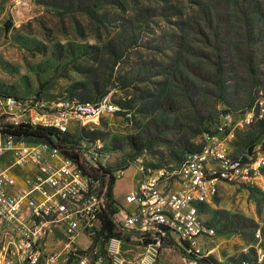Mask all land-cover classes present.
<instances>
[{"label": "rangeland", "instance_id": "obj_1", "mask_svg": "<svg viewBox=\"0 0 264 264\" xmlns=\"http://www.w3.org/2000/svg\"><path fill=\"white\" fill-rule=\"evenodd\" d=\"M0 93L111 99L115 111L74 122L68 135L120 180L119 212L133 211L127 197L140 168L173 170L219 131L224 115L239 121L264 107V0H0ZM263 121L236 127L235 156L264 157ZM13 162L11 154L0 158V171ZM11 173L19 178L23 169ZM205 213L216 235L195 253L215 264L250 257L264 244V180L223 185ZM120 245L118 264L195 262L177 242L158 250L134 239Z\"/></svg>", "mask_w": 264, "mask_h": 264}, {"label": "built area", "instance_id": "obj_2", "mask_svg": "<svg viewBox=\"0 0 264 264\" xmlns=\"http://www.w3.org/2000/svg\"><path fill=\"white\" fill-rule=\"evenodd\" d=\"M115 110L108 97L94 103H58L0 93V121L6 123L0 127V158H14L0 171V264H118L113 254L121 240L112 238L105 245L97 241L107 189L99 195L98 182L59 149L4 131L25 125L70 133L74 122ZM263 117L264 107L259 113L253 108L239 121L227 113L219 131L205 134V146L175 169L140 168L138 188L127 197L133 211L120 208L118 229L131 232L132 240L143 245L148 241L146 247L154 250L172 242L189 254L198 250L200 240L216 235L205 209L223 185L264 180V157L255 159L249 152L235 156L230 147L236 127ZM83 157L87 167L100 168ZM15 167L23 169L19 178L11 173ZM80 238L90 246L80 247ZM235 264H264V244Z\"/></svg>", "mask_w": 264, "mask_h": 264}, {"label": "trees", "instance_id": "obj_3", "mask_svg": "<svg viewBox=\"0 0 264 264\" xmlns=\"http://www.w3.org/2000/svg\"><path fill=\"white\" fill-rule=\"evenodd\" d=\"M217 13L220 14L219 12ZM206 14L207 12H204L205 19L207 17ZM252 104L253 101L248 106L251 107ZM4 131H8L18 136L19 138H23L25 140L41 142L59 149L67 159L75 162L83 170L85 174L89 175L90 177L93 178V180L98 182L99 186L97 191L99 195H101L105 191V189H107L106 209L102 216L103 226H102V231L97 236V241L102 240L103 245L109 243L112 238L119 239L121 241H124L125 243H130L132 241V237L130 235H125L123 234V231H120L118 229L119 210L114 196V187L117 182L115 175L101 169L89 168L84 163H82L84 158L83 153L81 152L80 148L76 147L70 141L68 133H62L54 128L25 126V125H21L16 128L7 127V129H5ZM262 135H264V121L259 126L258 138L261 137ZM196 152L199 151H194V153ZM107 175H109L108 180H106ZM148 244H149L148 241L144 242L145 246H148ZM190 255L198 264H215L208 257H202L201 255L195 253L194 251H192Z\"/></svg>", "mask_w": 264, "mask_h": 264}, {"label": "crops", "instance_id": "obj_4", "mask_svg": "<svg viewBox=\"0 0 264 264\" xmlns=\"http://www.w3.org/2000/svg\"><path fill=\"white\" fill-rule=\"evenodd\" d=\"M119 181H120V180H117L116 185L118 184ZM116 185H115V187H116ZM117 196H118V193H117L116 190H115V198H116L117 200H119V199L117 198ZM120 243H121V242H120ZM120 243L115 244V245H116L117 247H120V246H121Z\"/></svg>", "mask_w": 264, "mask_h": 264}, {"label": "water", "instance_id": "obj_5", "mask_svg": "<svg viewBox=\"0 0 264 264\" xmlns=\"http://www.w3.org/2000/svg\"><path fill=\"white\" fill-rule=\"evenodd\" d=\"M250 154H252V153H251V150H250Z\"/></svg>", "mask_w": 264, "mask_h": 264}]
</instances>
